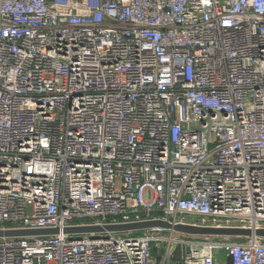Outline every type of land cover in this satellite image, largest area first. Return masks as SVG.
Segmentation results:
<instances>
[{"label":"built area","instance_id":"obj_1","mask_svg":"<svg viewBox=\"0 0 264 264\" xmlns=\"http://www.w3.org/2000/svg\"><path fill=\"white\" fill-rule=\"evenodd\" d=\"M147 221L264 229V0H0V264H264Z\"/></svg>","mask_w":264,"mask_h":264},{"label":"water","instance_id":"obj_2","mask_svg":"<svg viewBox=\"0 0 264 264\" xmlns=\"http://www.w3.org/2000/svg\"><path fill=\"white\" fill-rule=\"evenodd\" d=\"M159 229L172 231L186 237H212V238H251L264 239V229H225L212 227H199L191 225H172L167 221H147L140 223L86 226L68 228L64 230L67 236H91L93 238L108 237L109 235H126ZM59 234V230H14L0 231V238H26V237H49Z\"/></svg>","mask_w":264,"mask_h":264},{"label":"rangeland","instance_id":"obj_3","mask_svg":"<svg viewBox=\"0 0 264 264\" xmlns=\"http://www.w3.org/2000/svg\"><path fill=\"white\" fill-rule=\"evenodd\" d=\"M191 239H195V240H227V241H231V242H242L245 241L247 238H212V237H189ZM223 258V255L221 256Z\"/></svg>","mask_w":264,"mask_h":264}]
</instances>
